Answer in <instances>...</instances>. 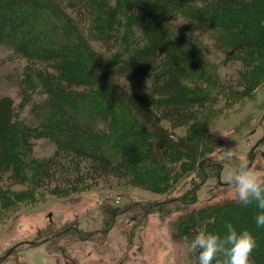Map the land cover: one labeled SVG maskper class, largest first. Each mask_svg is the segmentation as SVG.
<instances>
[{
    "label": "trees",
    "instance_id": "1",
    "mask_svg": "<svg viewBox=\"0 0 264 264\" xmlns=\"http://www.w3.org/2000/svg\"><path fill=\"white\" fill-rule=\"evenodd\" d=\"M177 15L193 31L174 29ZM203 34L214 36L217 64ZM0 42L28 63L20 104L0 96V224L21 205L68 199L106 178L163 194L188 177H213L220 168L209 157V126L227 116L218 106L240 107L264 85V0H0ZM228 63L234 77L219 72ZM29 103L31 120H18ZM39 139L53 146L50 157L33 156ZM195 200L193 191L178 199L175 212H187L174 223L178 237L201 226L222 234L230 222L255 240L250 264H264L255 204L188 212Z\"/></svg>",
    "mask_w": 264,
    "mask_h": 264
},
{
    "label": "rangeland",
    "instance_id": "2",
    "mask_svg": "<svg viewBox=\"0 0 264 264\" xmlns=\"http://www.w3.org/2000/svg\"><path fill=\"white\" fill-rule=\"evenodd\" d=\"M171 23L174 29L193 31L191 24L178 15ZM201 41L210 62L217 64L221 55L214 36L203 34ZM92 46L101 51L99 44ZM27 65L0 42V96L10 97L15 106L21 102L17 82ZM234 66L228 63L220 67L222 77H234ZM119 81L129 91L143 93L132 88L135 83L127 81V87L123 79ZM30 109L29 103L16 110L18 120H31ZM218 109L227 116H216L209 126V157L220 168L213 177H188L173 192L163 194L106 178L88 184L68 199L46 197L33 205H21L13 217L0 224V264H193V254L186 252L187 240L178 237L174 229L178 217L187 213L175 212L180 205L178 199L186 191H193L196 200L188 212L237 201L234 187L225 179L232 162L222 158L218 147L235 146L253 170L264 174V85L240 107L222 103ZM138 117L146 122V129L152 128L151 121ZM173 134L181 137L185 130L176 129ZM53 150L46 139L33 141L36 158L50 157ZM22 189L12 187L14 191ZM115 207L122 212L112 213Z\"/></svg>",
    "mask_w": 264,
    "mask_h": 264
},
{
    "label": "clouds",
    "instance_id": "3",
    "mask_svg": "<svg viewBox=\"0 0 264 264\" xmlns=\"http://www.w3.org/2000/svg\"><path fill=\"white\" fill-rule=\"evenodd\" d=\"M218 148L222 158L232 162L225 179L234 187L237 202L243 207L255 204L254 223L264 227V174L253 170L235 146ZM186 239V252L194 255L196 264H250L249 256L255 247L252 234L246 229L237 231L230 222L224 224L222 234L201 226Z\"/></svg>",
    "mask_w": 264,
    "mask_h": 264
}]
</instances>
